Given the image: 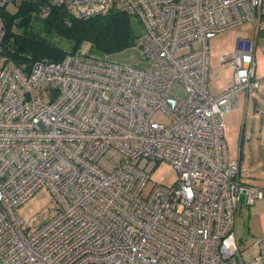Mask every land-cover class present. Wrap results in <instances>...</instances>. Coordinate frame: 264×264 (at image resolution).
Listing matches in <instances>:
<instances>
[{
	"label": "built area",
	"instance_id": "built-area-1",
	"mask_svg": "<svg viewBox=\"0 0 264 264\" xmlns=\"http://www.w3.org/2000/svg\"><path fill=\"white\" fill-rule=\"evenodd\" d=\"M55 7L136 16L150 68L81 51L26 69L0 53V264H264V237L245 262L236 234L240 201L264 192L240 178L223 137L239 92L259 87L255 38L219 58L233 83L206 89L208 39L247 20L257 32L264 0H44L38 10ZM3 23L0 12V47ZM159 162L177 177L144 193ZM42 186L58 209L35 226L19 208Z\"/></svg>",
	"mask_w": 264,
	"mask_h": 264
},
{
	"label": "rangeland",
	"instance_id": "rangeland-1",
	"mask_svg": "<svg viewBox=\"0 0 264 264\" xmlns=\"http://www.w3.org/2000/svg\"><path fill=\"white\" fill-rule=\"evenodd\" d=\"M19 0L11 1L6 5V10L11 13L17 9ZM70 12L74 15V13ZM255 24V23H254ZM252 21H244L242 24L227 28L216 33L208 39V62L209 70L207 73V90L215 95L224 89V86L232 83L233 68L230 63H219V57L233 52L235 49L236 40L240 37H253L255 35V26ZM141 27L136 26L139 32ZM256 47L254 54V62L256 64V77L262 78L264 84V29H259L256 32ZM67 46V45H65ZM93 55V54H92ZM110 60L119 62L120 64L150 68L149 61L142 55L139 44L120 51L116 54L108 56ZM261 90L254 91L257 95ZM243 91L238 94V106L228 111L225 117L224 140L229 159H237L240 148V178L249 184H253L264 192V152L259 153V149L253 147V151H249L248 139L246 134L249 131L251 119V103L252 94L249 95L246 106L243 104ZM157 120L163 123L168 122V118L161 112L155 114ZM242 132L244 133L243 143L240 147ZM264 136V135H262ZM240 147V148H239ZM264 147V146H262ZM176 170L169 164L159 162L147 173V181L144 187V193H147L151 187L155 185H171L177 175ZM58 209L56 200L50 190L42 186L33 197L27 200L19 208L20 218L25 222L38 226L45 220L49 219ZM236 219V234L238 237L239 247L242 250L245 262L251 261L252 256L256 254V247L253 244L254 240L259 237H264V194L256 199L253 204L247 205L243 199L240 201L237 208Z\"/></svg>",
	"mask_w": 264,
	"mask_h": 264
},
{
	"label": "trees",
	"instance_id": "trees-1",
	"mask_svg": "<svg viewBox=\"0 0 264 264\" xmlns=\"http://www.w3.org/2000/svg\"><path fill=\"white\" fill-rule=\"evenodd\" d=\"M43 2L19 0L15 12L6 6L0 10L5 30L0 53L16 66L28 69L35 62L59 61L67 53L81 51L108 58L139 44L141 31L136 26L141 22L134 15L110 9L82 19L65 7L43 15L38 10Z\"/></svg>",
	"mask_w": 264,
	"mask_h": 264
},
{
	"label": "crops",
	"instance_id": "crops-1",
	"mask_svg": "<svg viewBox=\"0 0 264 264\" xmlns=\"http://www.w3.org/2000/svg\"><path fill=\"white\" fill-rule=\"evenodd\" d=\"M262 23H264V17H262ZM262 25H264V24H262ZM260 29H264V26H262V28H260ZM255 36H256V30H255V35L253 36V38H255ZM247 37H251V36H247ZM255 47H256V38H255ZM254 54H255V50H254ZM219 63H220V61H219ZM223 63H225V62H222L221 64H223ZM255 67H256V64H255ZM255 77H256V74H255ZM256 78L259 79V85H258L259 87L257 90L260 89L261 92L257 95V93H254V91H256V90L250 91V92L243 91V98H242L243 101L242 102L246 106V104L248 103L249 95L252 94L253 100L251 103V110H250L251 111V119L249 122L250 123L249 131H248V134H246L248 142H249L247 147L249 148L250 152L253 151V147H255V148L259 149V153H260V152H264V147H262V146H264V136H262V135H264V84H262V78H258V77H256ZM232 83H233V80H232ZM232 83L228 84L227 86H224L223 90H225L226 87H229ZM243 135H244V133L242 132V135H240L241 140H239L240 141V147L243 143V138H244ZM241 151H242V149L240 148V150L238 151V158L236 159L239 161V166L241 164L240 163V159L242 156Z\"/></svg>",
	"mask_w": 264,
	"mask_h": 264
}]
</instances>
